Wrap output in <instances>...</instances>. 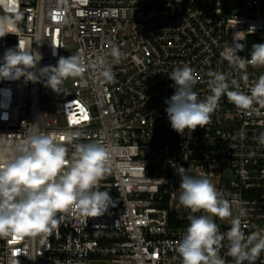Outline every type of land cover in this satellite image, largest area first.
<instances>
[{
    "label": "built area",
    "instance_id": "built-area-1",
    "mask_svg": "<svg viewBox=\"0 0 264 264\" xmlns=\"http://www.w3.org/2000/svg\"><path fill=\"white\" fill-rule=\"evenodd\" d=\"M17 14L15 34L0 37V62L20 40L42 57L37 76L60 57L79 56L87 70L56 91L43 77L0 80V136L55 133L69 158L76 143H103L111 162L100 190L114 206L95 217L72 208L48 234L0 238V264H182L176 248L190 210L179 203L173 163L209 178L229 201L232 217H212L225 237L236 217L246 236L264 230V106L244 115L222 95L210 123L183 135L165 111L176 67L193 69L198 99L211 95L209 71L230 74L250 94L264 67L239 69L220 54L242 44L236 54L248 59L264 43V0H0V15ZM101 61L112 81L100 75ZM227 253L225 238L219 255L235 264ZM251 264H264V251Z\"/></svg>",
    "mask_w": 264,
    "mask_h": 264
},
{
    "label": "clouds",
    "instance_id": "clouds-1",
    "mask_svg": "<svg viewBox=\"0 0 264 264\" xmlns=\"http://www.w3.org/2000/svg\"><path fill=\"white\" fill-rule=\"evenodd\" d=\"M19 19V14L15 19L0 15V37L15 34L10 29L15 28ZM243 47L242 44L228 45L221 52V58L239 69H245L247 63L264 67V43L253 44L248 59L236 54ZM56 54L54 47L53 55ZM109 54L117 61L122 56L116 45H112ZM41 58L40 53H34L18 40L2 57L0 80L15 81L24 77L26 81L38 82L43 77L46 86L56 91L64 78H82L87 70L79 56L60 57L56 66L40 69L37 76L34 69ZM99 66L103 79L112 81L111 67L103 61ZM207 75L211 95L201 100L194 91L198 77L192 68L176 67L168 74L174 81L175 92L165 100V111L171 128L181 135L186 129L194 131L210 123L222 95L244 115H251L255 104L264 106V75L251 86L250 94L239 90L238 81L229 80L230 74L209 71ZM4 118L7 119V113ZM257 139L264 145V132ZM110 162V149L100 142L76 143L69 158L68 147L55 133L30 134L15 142L0 136V238L48 234L58 226V213L72 208L93 217L102 216L114 206L109 192L100 190V181L109 172ZM172 167L180 179L179 203L190 210L189 225L176 248L182 264H225L219 255L225 238L227 254L235 264L245 261L251 264L264 251V230L246 236L240 217H236L230 220L231 227L225 237L212 217L221 220L232 217L229 201L206 176L190 175V167L176 163Z\"/></svg>",
    "mask_w": 264,
    "mask_h": 264
},
{
    "label": "rangeland",
    "instance_id": "rangeland-1",
    "mask_svg": "<svg viewBox=\"0 0 264 264\" xmlns=\"http://www.w3.org/2000/svg\"><path fill=\"white\" fill-rule=\"evenodd\" d=\"M77 77H67L65 78V85H69L74 79H76ZM102 264V263H99Z\"/></svg>",
    "mask_w": 264,
    "mask_h": 264
}]
</instances>
